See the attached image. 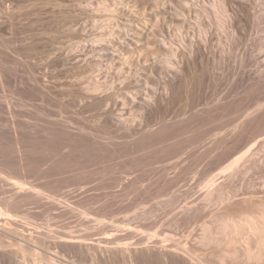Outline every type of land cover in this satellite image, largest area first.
<instances>
[{
  "label": "rangeland",
  "instance_id": "rangeland-1",
  "mask_svg": "<svg viewBox=\"0 0 264 264\" xmlns=\"http://www.w3.org/2000/svg\"><path fill=\"white\" fill-rule=\"evenodd\" d=\"M0 207L39 264H264L202 239L264 212V0H0Z\"/></svg>",
  "mask_w": 264,
  "mask_h": 264
},
{
  "label": "bare ground",
  "instance_id": "bare-ground-1",
  "mask_svg": "<svg viewBox=\"0 0 264 264\" xmlns=\"http://www.w3.org/2000/svg\"><path fill=\"white\" fill-rule=\"evenodd\" d=\"M243 158L244 156L235 158L223 170V172L226 171L224 174H226L227 176L228 172H232V170L238 168V165H240V162L242 161ZM218 175L220 174L214 175L212 178H210L207 181L206 183L207 196L212 194V189L214 188V186H218V183H215L217 179V178L215 179V177H217ZM229 199L230 198L225 197V195L222 192L218 193L217 202H219L223 206L229 205ZM241 214L239 216L236 215L237 217H234L230 214L223 215L222 216L223 218L220 219V221H218L219 223H216V225L217 224L218 225L215 230L212 226L211 227L213 229L209 227H204L202 230L203 231L202 239L208 243L214 242L217 244V246L223 245L226 249L231 248L229 250H225L222 248L223 255L224 254L225 255L233 254L236 256L241 255L243 259L248 261L264 259V212H262L260 215L257 216L250 215L247 213H243L242 215ZM0 219H3V221L0 222V235H4V236L14 235V234L17 235L15 244H12V246H14L16 249L15 253H20L23 255V257H27L30 255L36 256L37 258L35 257L34 258L35 260H33L34 264H39L40 259L38 257L42 255L40 254L41 251L45 252L44 254L47 255L50 254L47 252L48 251L47 249H46L47 251L44 250L45 248L40 241L33 238H27L26 236L21 235L25 232L22 233V231H20V229L18 228V226H22L19 224L20 218L18 219L16 216L11 215V213L10 214L6 213L0 209ZM18 235H20V237H18ZM60 238L62 242H66V243L70 241V239H72L67 234H61ZM79 242L80 241H78V243ZM241 242H242V246L239 247L238 245L237 247V244L239 243L241 244ZM50 261L52 262L53 260L50 259Z\"/></svg>",
  "mask_w": 264,
  "mask_h": 264
}]
</instances>
